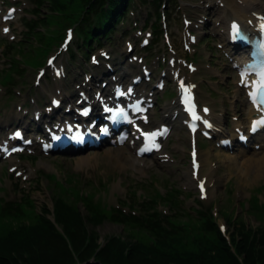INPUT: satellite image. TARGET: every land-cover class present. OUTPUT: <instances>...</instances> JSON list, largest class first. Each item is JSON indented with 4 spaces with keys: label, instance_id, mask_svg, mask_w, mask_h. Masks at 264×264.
<instances>
[{
    "label": "trees",
    "instance_id": "1",
    "mask_svg": "<svg viewBox=\"0 0 264 264\" xmlns=\"http://www.w3.org/2000/svg\"><path fill=\"white\" fill-rule=\"evenodd\" d=\"M42 1L39 0V4ZM105 1L107 8L101 6ZM124 1L47 0L62 14L39 16L37 22L29 25L30 32L26 36L32 34L42 46H48L59 37L55 28L63 20H77L82 14V21L78 23L79 33L84 37L83 45L87 46L101 31H107L123 13ZM157 1L152 4L156 6ZM41 24L47 26L50 36L34 31ZM11 48L16 51L14 46ZM16 52L26 54L25 60L33 62L36 59L35 54L30 55L25 50ZM15 67L10 69L18 71ZM6 75L0 73V77ZM47 181L54 190L51 193L53 219L48 216L50 209L47 206H40L37 212L32 209L29 200L24 203L26 206L0 207V264H240L236 254L243 257L245 264H264V207L250 206L249 213L257 219L255 226L245 222L240 215L228 221L229 212L222 213L234 227L229 234L234 253L211 218L202 217L199 213L196 215L199 223L191 222L188 230L181 225L179 228L173 226L169 229L172 231L161 227L156 212H145V216L137 217L117 209L96 211L97 207L92 206L89 199L82 201L87 211L82 214L77 205L81 199H77L78 192L70 178L66 187L54 183L52 177H48ZM173 191H167L163 200L169 203L172 196L171 203L175 205L177 199ZM152 192H156L154 187ZM132 195L135 196V192ZM140 206L146 210L152 205L146 201ZM104 219L120 222L126 229L125 235L109 234L99 240L95 224ZM54 221L61 224L64 234L56 229ZM208 234L210 241L204 238ZM183 237L188 239L187 245L181 243ZM89 258H94L95 263Z\"/></svg>",
    "mask_w": 264,
    "mask_h": 264
},
{
    "label": "rangeland",
    "instance_id": "2",
    "mask_svg": "<svg viewBox=\"0 0 264 264\" xmlns=\"http://www.w3.org/2000/svg\"><path fill=\"white\" fill-rule=\"evenodd\" d=\"M183 1L190 3L192 7L188 6L184 10H182V12H188L190 15H192L193 21L199 20L200 13L198 12V10H196L195 4L197 6H200L203 0H183ZM102 5H104V7L107 8L108 7L107 1H105ZM168 5L169 6L167 9L170 10V19L171 18L173 19V21L172 20L170 21V25H169V31L171 32L176 27L177 28L179 27V21L178 19L175 20V18L178 13H180L181 16V8L179 10L180 12L176 13V10H174L173 8L174 4L172 2H169ZM175 5H177V2ZM136 11L137 14L132 15L131 18H129L130 15L124 18L123 21L126 25H128L134 17H137L139 20L143 19L145 14H147L148 12L147 8L139 7V6H137ZM61 12L62 11H60L58 8L51 7L50 3L49 2L47 3V0H44L40 3L39 12L37 13V15L41 17L50 16L51 14L59 15L61 14ZM205 17L209 18V15L208 16L205 15ZM134 21L135 23H138V20H134ZM207 24L210 25V23ZM47 30H48L47 26L41 24L38 25V27L34 31L43 35L48 33ZM204 30L207 31L205 33L207 34L208 29L206 28ZM12 34L14 35V41L15 42L19 41L18 45L14 46V49L16 51L25 50V52H30V55H32L31 52L32 51L31 49L33 48L32 46H35L36 43L38 42L40 43V41L37 40L36 36L32 34H29L28 36L21 35L19 26H15ZM112 36H113L112 41L114 42L112 47L116 48V50H120L121 45L119 44L118 33L116 32ZM199 39H200L199 44L200 46H202V49L205 48L206 44H209L208 46L217 44L214 38H211L212 41L211 40L205 41L202 37H200ZM77 40L79 39L76 36H74L73 42L70 45V50L56 58V60L63 63L65 70L75 74L79 72H88V70L85 69V67L81 64L80 61V59H82L81 52L80 51L77 52L78 49L75 47V42ZM100 43L105 48L108 46V42H106L105 40H101ZM157 43L158 41H156V43L154 44L155 46L153 50L158 49ZM1 44H4L3 41H1ZM54 45L56 44H53L49 48L50 49L49 53H54L55 51ZM16 51H14L11 48L9 52L10 53L9 59H12L13 65L22 64L20 58L24 57L25 59L26 57L25 56L26 54H23L22 52L19 54ZM207 51L209 52V48H207ZM218 54L219 53L215 51L213 54L214 56L211 55L207 58H209V60L211 61V67L213 70L220 72L222 71L225 74L226 67L224 66V60L220 57V60L218 61L217 58ZM73 56L75 57V59H72ZM2 60L3 59L0 56V68L3 65L5 66V62H2ZM11 71L12 70L10 69L7 72L10 74ZM208 71L209 72H207L206 74L209 76V78H212L213 74L215 76L216 73L212 72L211 70ZM32 76H33L32 72H30V70L26 68V72L22 76L24 78V84H25V88L23 89L27 90V88H29L28 84L31 81ZM222 77L226 78L225 76ZM77 79L78 77H75L73 80L70 81V84H72L73 82H77L76 81ZM217 85L218 86H215L217 88V91L215 93V98L213 100H210L209 98L207 99L206 93H201L200 94L201 101L206 102L211 106H213L214 104V107L212 108H214L213 110L215 111L217 110L222 111V109H225L223 116L226 115V113L228 112V105L231 104L235 105L236 108L239 111H241L242 110L241 107H243V103L240 99V96L236 92L235 88L230 86L229 90L227 89L224 90V88L223 89L220 88L219 83H217ZM19 86L20 85L16 87L20 88ZM202 89L203 92L204 90L205 91L207 90L206 87L203 85H202ZM171 90L172 89L169 87L170 92ZM207 93L210 94V98L214 97L213 92L208 90ZM171 95L172 94L170 93V95H168V97L165 98L166 101L159 100L160 112H162L161 108L163 107L164 102H166L167 104V100H169V97ZM158 97L160 98V96ZM7 100L10 102V99ZM2 107L3 106L0 105V108ZM170 137L171 138L167 144V149L174 156L175 160L172 163L159 164L157 163V160H152V158L150 159L147 158L143 160V162H145V165L149 166L147 168L140 167L136 169L134 167H131L129 160L124 161L123 166H120L115 161V158H109L105 154L104 151L108 147L102 146L97 150H92L84 153L83 155L85 156V158L83 155L78 156L76 154H70V155L53 154L52 156L46 158L45 160V163L48 164L50 167H52V169L46 170L45 168H42L43 166H41L40 171H38L39 172L38 177L36 176L37 172H33L34 175L31 176L30 181L27 182L22 181L23 182L22 184L15 186L17 183H14L12 180L13 178L10 177L5 172L4 169L5 166L4 165L1 166L0 164V203L2 200L22 199L23 193L20 192L18 188L23 187V189L26 191L25 194L26 198H23L21 204L19 203L18 206H26L24 203L27 200H29L30 203H32L33 206L32 209L37 212L40 211V206H47L50 209V213H51V215L50 213H48V216L51 217V219H53V215H52L53 200L51 193L54 192V190L51 188L52 185L51 184L49 185L46 178V174H51V173L55 174L56 179L61 183H63V185L68 186L67 182L68 179L70 178L73 181V183H75L74 187H76L77 190L78 189L82 190L79 192V194L82 196L79 195L77 197V199H81L78 201L77 205L82 214H85L87 212L84 207L85 203H82L84 199L92 198L91 201L96 205H98L96 206L97 207L96 211L102 210V208L114 209L116 205L126 207L127 205L124 203V201L132 204L133 203L132 200L136 202L148 201L150 205H154L158 200H160V197H162L163 194L166 197V194L164 193V189L168 188L169 185H173V187L175 188L173 191L174 198H178V200H180V203L177 201L175 203V206L178 207V208L176 207L177 208L176 216L180 218L179 220L181 226L185 230H188L187 228L190 227L189 224L191 222L199 223V220L197 219L196 215L191 214L192 211L190 210L192 206L193 207L195 206L196 200L200 201V199L198 198V192L194 186V180L192 178L188 179L185 177V174L188 175L187 173L188 145H187L186 136L181 133H174ZM199 146H200V150H199L200 154L205 150L209 151V158L211 164L216 167V170L214 171L215 194L213 197H211V199L204 200L203 203L205 205L211 204L213 206L212 210L214 212H218V214L214 213V215L217 218L218 224L215 222L214 223L217 229L219 230L220 234L224 235V232H222V230L219 229L220 225H224L229 230V232H231V230H234L233 225L229 224L228 221L229 219L230 221H232L235 217V214L240 215L248 224L255 226L257 224L256 223L257 219L255 221L254 215L252 214L250 215L249 211L243 212L241 210L239 203H242V201L244 200L243 199L236 200L233 192L235 190L245 192L264 182V168L257 166L255 164L253 165V169H251L248 163L246 162L242 164L239 163L241 159L247 158V156L252 158L259 156L264 151V149H262L261 151L247 150L242 153L233 152L231 154H227V153H222L218 149L214 148L213 142H206L205 140H201L199 142ZM95 151H97V154H95ZM120 151H123L122 153L124 154L125 153L128 154V150L126 147H121ZM237 154H240L239 155L240 158ZM86 155H88L89 157ZM80 156L83 157V159H81ZM232 156H235L234 157L235 160H233ZM31 161H34L33 163H31L33 169L37 165H40L38 164L39 163L38 159L33 160L32 158ZM233 161L234 163L232 164ZM253 172L256 174V177H252ZM243 173L246 174L244 178H242L241 176ZM246 180L248 182H246ZM56 182L57 181L55 180L54 183ZM228 186L231 189L230 194L226 192ZM153 187L156 189V192L154 193L152 192ZM134 192H135V196L132 195ZM94 195H96L97 197L96 199H94ZM158 207L161 211L166 209L164 213H169V209L172 212L171 208L168 209L167 207L161 205H159ZM133 208L138 210L139 206H133ZM223 212L224 213L229 212L228 221L226 217L222 215ZM56 222L57 221H54V223ZM59 225L61 226V224ZM56 229L60 233L62 232L60 228L56 227ZM95 230L98 232L99 240H103L105 236L109 234L125 235V231H126V229L124 230L120 222L111 221L107 219H104L100 223L95 224ZM197 233L198 231L196 230L195 234ZM204 238L207 241H210L209 234L207 235V237ZM185 239L186 238L183 237L181 239V243H184ZM187 242L188 239L186 240V245ZM91 259L94 258H89V261L95 263V260H91ZM240 264H245L243 261V257Z\"/></svg>",
    "mask_w": 264,
    "mask_h": 264
},
{
    "label": "bare ground",
    "instance_id": "3",
    "mask_svg": "<svg viewBox=\"0 0 264 264\" xmlns=\"http://www.w3.org/2000/svg\"><path fill=\"white\" fill-rule=\"evenodd\" d=\"M213 2L209 3L212 8L211 11L214 10L216 13L220 14L219 19H215V20H219L220 26L217 27L216 30L212 29V31L214 33H217L221 43L224 45L222 46V49H224L225 52L228 51V49L230 48V46L228 45V27H227V21L229 19H237L238 21H240L242 23V25L249 26L248 23L246 22V20L248 21H252V20H256V16L257 14H259L260 9L263 8L264 9V2L263 0H212ZM216 1L219 2H223L222 7H219L218 3H216ZM213 3V4H212ZM210 6V7H211ZM221 32H220V30ZM225 47V48H224ZM230 52V51H228ZM198 67L195 69V71H193V73L197 72ZM201 72V71H200ZM192 73V74H193ZM176 108L175 105L171 106V112H168L169 115L172 114L173 110ZM250 110H248L247 115L250 116ZM177 117H181V114L178 113ZM215 130L216 131H220L221 125L217 123V121L215 120ZM122 147V146H121ZM118 147L117 149L112 148V147H108L107 149H105V154L109 157V158H115V161L120 165L123 166V162L129 160L131 166L132 165V161L137 160L135 156L130 157V153L128 154H124L122 153L123 151H120V148ZM261 147H264V143H261ZM95 154H97V151H95ZM219 154V153H216ZM225 155V154H223ZM238 156L240 154H237ZM84 156V155H83ZM88 156V155H86ZM94 156V154H93ZM227 156V155H225ZM89 157V156H88ZM92 157V156H90ZM229 157V156H228ZM233 160H235V156H232ZM81 159H83V157L80 156ZM85 158V156H84ZM240 158V156H239ZM79 159V160H81ZM195 162L198 164V171L193 174L190 172L191 175H193V177L195 179H200L201 181H203L204 183V194L203 195H209L210 198L214 196L215 192L213 191V185H210L213 180L212 177H210V175L213 173L212 171V165H211V161L209 158V151H203L201 152V154L199 153L198 155L196 154L195 156ZM237 162V161H236ZM235 162V163H236ZM248 163L251 167V169H253V165H257L260 166L262 168H264V151L259 155L256 156L254 158L247 156V158H243L241 159V161H239L240 164L242 163ZM234 163V161L232 162V164ZM45 163L42 164V168H45L46 170H50L52 169V167H50L48 164L44 165ZM137 169V168H136ZM192 169V168H190ZM253 176L252 177H256V174L253 172L252 173ZM247 177V176H246ZM246 182H248L246 180Z\"/></svg>",
    "mask_w": 264,
    "mask_h": 264
},
{
    "label": "snow or ice",
    "instance_id": "4",
    "mask_svg": "<svg viewBox=\"0 0 264 264\" xmlns=\"http://www.w3.org/2000/svg\"><path fill=\"white\" fill-rule=\"evenodd\" d=\"M5 31H7V29H5ZM262 86H264V85H262ZM193 157H194V159H193V165L195 167V152L193 153ZM200 188H201V192L203 193L204 192V183H203V181H201Z\"/></svg>",
    "mask_w": 264,
    "mask_h": 264
}]
</instances>
